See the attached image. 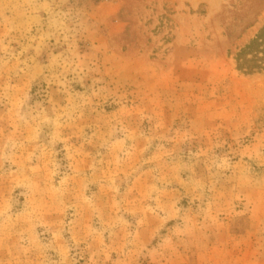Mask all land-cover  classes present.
<instances>
[{
	"label": "rangeland",
	"instance_id": "374dc122",
	"mask_svg": "<svg viewBox=\"0 0 264 264\" xmlns=\"http://www.w3.org/2000/svg\"><path fill=\"white\" fill-rule=\"evenodd\" d=\"M264 0H0V264H264Z\"/></svg>",
	"mask_w": 264,
	"mask_h": 264
},
{
	"label": "trees",
	"instance_id": "16d2710c",
	"mask_svg": "<svg viewBox=\"0 0 264 264\" xmlns=\"http://www.w3.org/2000/svg\"><path fill=\"white\" fill-rule=\"evenodd\" d=\"M238 69L254 75L264 71V29L258 37L236 55Z\"/></svg>",
	"mask_w": 264,
	"mask_h": 264
}]
</instances>
